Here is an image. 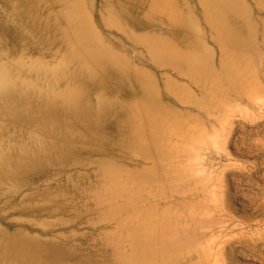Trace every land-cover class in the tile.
<instances>
[{
    "label": "rangeland",
    "instance_id": "374dc122",
    "mask_svg": "<svg viewBox=\"0 0 264 264\" xmlns=\"http://www.w3.org/2000/svg\"><path fill=\"white\" fill-rule=\"evenodd\" d=\"M12 1L0 64L78 74L71 19L105 68L77 88L86 117H57L63 165L0 194V228L38 238L44 264H264V0H27L57 30L35 53L12 42Z\"/></svg>",
    "mask_w": 264,
    "mask_h": 264
},
{
    "label": "bare ground",
    "instance_id": "6f19581e",
    "mask_svg": "<svg viewBox=\"0 0 264 264\" xmlns=\"http://www.w3.org/2000/svg\"><path fill=\"white\" fill-rule=\"evenodd\" d=\"M10 6L12 8L10 14L14 21H19L13 29L9 27L7 29L16 33L12 38L13 43L21 36L25 48L35 53L39 51L40 44L46 47L56 42L57 30L49 29L41 15L39 17L42 19L38 18L40 13L36 7H30L27 0H13ZM18 9H22L24 13L19 12ZM70 22L71 31L64 32V37L68 40V48L64 56L69 54L67 57L68 59L70 57L69 60H81L82 65L77 69L78 74H70L69 71L57 72L55 69L38 66L35 61L32 64L12 62L18 68L19 75L46 79L44 82L28 77L30 80H25L10 73L9 65L12 63L0 64V122L7 120L36 129L30 132L22 131L19 133L20 136L13 139V136L5 132L0 124V191L3 192L0 194H6V203L9 196L19 194L18 189H7L6 185L14 188L15 183L22 185L25 190L31 189L32 180L51 173L49 170L53 165H63L65 161L61 159L66 156L64 148L68 140L57 141V117L60 118V112L66 111L74 119L85 118L88 112V100L78 93L77 88L81 87L84 90L87 85L100 84L94 71L97 67L105 68L104 60L95 62L93 58L99 57V51H94L90 47L86 35L82 34L81 23L71 19ZM26 27L28 34L23 31ZM91 58L93 61L89 60ZM66 76H70L75 81L74 85L67 84L57 89L59 88L57 82L62 83ZM58 104H62V107ZM135 129L136 126L133 124L134 134ZM25 177H28V180L25 181ZM51 183L48 182L50 186ZM37 191L33 190L24 197L33 195ZM10 192L13 194H8ZM1 228L0 264L46 263L48 259L45 257L43 247L39 245L38 238L22 234L12 235Z\"/></svg>",
    "mask_w": 264,
    "mask_h": 264
}]
</instances>
